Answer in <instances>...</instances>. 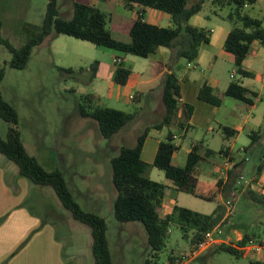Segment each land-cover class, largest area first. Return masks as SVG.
Wrapping results in <instances>:
<instances>
[{
    "label": "rangeland",
    "instance_id": "374dc122",
    "mask_svg": "<svg viewBox=\"0 0 264 264\" xmlns=\"http://www.w3.org/2000/svg\"><path fill=\"white\" fill-rule=\"evenodd\" d=\"M48 1L0 0L1 37L16 48L22 46L38 33ZM73 1L93 3L97 6L100 3V0ZM115 2L117 7L124 1L115 0ZM57 4L60 16L70 18L72 0H57ZM114 6L115 3L110 6L100 4V11L107 18L106 27L108 29L111 24L117 25L121 18L117 11L113 12ZM213 10L215 8L210 1H207L201 13L213 15ZM228 11L227 7L220 14L225 17ZM245 11L250 17L260 19L255 5L249 6ZM112 34L116 39L117 34L115 32ZM10 57L9 52L0 45V67H5V75L0 83V97L17 112V129L26 151L34 156L44 169L62 172L74 201L82 210L91 209L92 213L97 214L98 209L102 207L101 217L107 225L106 237L113 264H167L170 256L181 257L192 251L194 247L190 241L184 238L177 225L172 224L165 247L154 255L147 244L146 232L142 225L138 223L142 231L136 228L131 230L125 227L127 226L125 223L116 221L112 214V205H109L107 198L99 199V193L96 190L98 178L99 182L104 187L106 186L108 174L111 171L110 159L117 154L120 146H133L136 136L147 125V120L145 121L142 114L143 110L137 103L127 100L128 95L132 93L128 87L113 83L112 74L118 66L114 63V59H121V65L131 71L133 78L135 75L147 76L151 70V61L66 35L46 37L40 45L32 49L29 61L23 69L8 68L7 62ZM94 62H98V67L94 79L90 82L89 73L65 79L64 74L59 70V68L88 70ZM213 63L215 65L210 70L212 74L205 68H198V71L209 79L219 80L221 84L231 82L230 74L237 68L223 58H218ZM239 79L237 75L235 80ZM255 84L259 88V81L255 80ZM154 94L157 96L158 92ZM86 95L94 97L93 105L99 103L104 107L136 115L134 128L131 129V124H129L124 129L125 131L115 136L113 140L101 139L98 136L96 123L91 119L82 118L76 110L77 103L84 101ZM8 127L9 124L0 118L2 139L6 138ZM213 137L220 145L219 134L214 133ZM190 142L191 137L188 135L181 140V145L183 148H188ZM239 145L237 144L238 147ZM2 162L16 167L12 161L0 155V164ZM257 163L258 159L253 158L246 163L247 168L243 172L244 181L250 179L253 170L249 169ZM146 175L156 182L164 178L163 172L156 168L149 169ZM79 176L87 178L79 179ZM208 182L214 184L216 177L209 176ZM112 188L115 190L113 186ZM40 190L50 191L56 201L61 204L51 187H43ZM40 190L30 195L31 200L35 197L44 202L38 205L36 212L44 218H53L52 215L46 213V208H51L52 199L40 197L42 193H45ZM218 192L219 190L214 188L207 198H203L199 195L178 191L175 194L176 204L178 207L203 215H211L218 206H221L222 222L218 225L225 231V234L231 237L233 244L237 241L232 240L235 235L231 229L232 223L239 221L236 214L245 215L249 225L243 231L253 235L256 240H264V203H257L253 207L245 206L247 202L241 198L236 201L237 197L232 194L233 191L226 196L222 192L221 197ZM242 196L248 197V193L245 192ZM226 200H232L233 206L230 213H227L223 206ZM87 203L92 208L87 207ZM29 205L33 207L31 202ZM62 212L63 216L73 224L69 227L67 223L57 229L58 236L63 243L65 263L94 264L90 228L70 219L71 215L68 210L63 208ZM64 229L70 230L69 236L64 237ZM130 231H135V234ZM188 237H191V232L188 233ZM216 249L217 246L212 247L210 251L204 252L206 253L204 257L200 259L198 256L189 264H254V260L248 255L242 257Z\"/></svg>",
    "mask_w": 264,
    "mask_h": 264
},
{
    "label": "trees",
    "instance_id": "16d2710c",
    "mask_svg": "<svg viewBox=\"0 0 264 264\" xmlns=\"http://www.w3.org/2000/svg\"><path fill=\"white\" fill-rule=\"evenodd\" d=\"M125 4H138L170 16L171 27L159 28L142 21L138 15L136 20L128 22L124 31L129 35L130 43H123L111 36L110 29L106 27V16L99 8L88 3H79L72 0V14L70 18H62L59 13L57 0H49L46 12L38 33L29 38L22 46L16 48L1 37L2 23L0 20V45L10 54L7 67L10 69H23L26 67L32 53V49L40 45L48 36L66 35L75 39L90 42L96 46L106 47L141 58H147L158 48H166L169 51L167 73L164 75L161 86L160 102L163 107L161 120L153 125L144 126L136 136L135 144L131 147L122 145L117 154L110 159L111 182L116 190L112 202V214L116 221L121 223H140L146 232L148 246L157 255L165 247L169 237L170 226L177 225L186 240L194 247L206 232L212 230L222 219V208L218 206L211 215H203L185 208L175 206L172 213L164 217L160 216L165 186L153 181L146 176L150 168H156L163 172L164 177L174 185L177 191H184L191 195H199L207 198L214 188L222 187L221 178L218 179L212 189L198 188L195 176L196 168L202 161L197 154V148L188 154L184 167H176L171 163V157L177 146L173 142L172 133L169 132L165 140L157 147L154 160L151 164L142 161L140 155L144 141L149 132L169 127L175 120L178 111L179 84L176 75L180 60L186 63L194 62L199 55L202 45L209 43L207 31L189 25V19L198 14L207 1L215 8L214 14L229 8L224 17L231 29L225 39L223 49L234 57V66L239 75H244L242 62L247 57L253 42L258 41L264 47V27L261 19L250 17L245 9L254 5L257 0H197L189 3V0H123ZM98 62L90 65L89 69L59 68L65 79L77 77L79 74L89 73V82L94 79ZM129 70L121 64L117 66L113 74V82L117 85H125ZM5 75V67H0V83ZM226 96L238 99L250 104L249 92L237 83H230L225 93ZM198 97L213 105H218L219 100L212 94L208 86L203 85ZM94 103L92 95H86L84 101L77 103V112L84 119H91L96 123L98 136L101 139L113 140L115 136L124 132L125 128L137 120L134 114L111 109ZM190 108L183 112L187 118ZM0 118L9 124L6 138L0 136V155L12 161L18 174L30 183L51 187L61 202L68 210L74 221L88 226L92 237V256L94 264H113L106 237L107 225L103 217L92 212L82 210L74 201L68 189L66 180L59 170L48 171L44 169L34 156L26 151L17 129L18 115L15 109L0 97ZM222 132H229L228 128H221ZM258 137L251 138L258 141ZM227 154L225 150L220 152ZM255 159V157H252ZM254 168V180L264 170V157L259 156ZM233 163V160L231 159ZM231 163V164H232ZM241 165L232 164L228 180L222 187L226 196L232 191L237 177L240 175ZM251 195V194H250ZM264 199V197H262ZM253 199L257 200L255 197ZM262 199V201H263ZM259 200V203L262 201ZM191 232V237L188 233ZM255 239L253 235L244 234L236 243L244 245L248 240ZM217 251L244 256L230 245L217 246ZM174 257L170 256L168 262ZM254 264H262L254 261Z\"/></svg>",
    "mask_w": 264,
    "mask_h": 264
},
{
    "label": "crops",
    "instance_id": "0c3cea01",
    "mask_svg": "<svg viewBox=\"0 0 264 264\" xmlns=\"http://www.w3.org/2000/svg\"><path fill=\"white\" fill-rule=\"evenodd\" d=\"M195 1L197 0H189V3ZM112 3H115L113 12L117 11L121 16L117 25L111 24L110 26L111 36L115 39L112 34V32H115L117 34L115 40L117 41L130 43L131 39L124 29L126 24L136 20L138 15L142 17L143 22L159 28L172 26L168 14L138 4H125L123 2L116 7L115 0H100L99 6L93 3L89 4L100 9V4L110 6ZM254 5L259 11L264 27V0H257ZM201 11L192 16L188 23L192 27L207 31L209 43L200 47L198 58L194 62L186 63L184 60H180L176 71L179 84L176 118L169 127H163L160 130L152 129L149 132L144 141L140 157L145 163L151 164L159 143L165 140L167 134L171 132L173 142L177 146L171 157L172 165L180 168L184 167L188 154L196 147L197 154L202 158L195 171L197 186L198 188L212 189L220 178L219 167L222 162L220 152L222 150H225L234 164L241 165L240 175L246 171V163L250 162L252 157H255L256 160L259 156L264 157V47L258 41L252 43L247 57L242 62L244 75H239L236 70H233L230 74L232 81L225 84H221L216 79H209L207 76L202 75L198 68H205L210 71L215 65L213 62H216L218 58H223L234 65V57L223 49L231 25L220 14L222 11L218 12L219 15L214 14V10L212 11L213 15L202 14ZM147 59L152 64L149 74L145 77L135 75L133 78L131 71L124 67L130 73L125 85L120 86L128 87V90L132 93L128 95L127 100L137 103L139 108L143 110L142 114L145 121L147 120L146 124L153 125L158 123L163 116L160 94L163 77L168 71L166 66L169 60V51L160 47L153 54H150ZM210 73L212 74V71ZM237 75L240 79L236 81ZM255 80L259 81V88L256 87ZM232 82L239 84L249 92L250 104L224 94ZM203 85L211 89L212 94L219 100L218 105L199 99L198 93ZM154 92H158V95L155 96ZM189 108L190 113L185 118L183 112L188 111ZM223 127L228 128L230 131L222 132L221 128ZM214 133L219 134L220 145L213 137ZM188 135L191 137L190 146L183 148L181 140ZM257 137L258 141L251 140V138L256 139ZM237 144H240L239 147ZM254 168L253 165L252 169H249L253 170L250 179L254 178ZM108 176L105 187L99 182L100 179H97L96 190L99 193L98 198H107L111 206L116 190L112 188L111 171ZM209 176L216 177L214 184L208 182ZM80 178L86 179L87 177L79 176ZM235 180L232 194L237 197L236 201L238 198L244 199L247 202L245 206L250 205L252 207L259 203V200L262 201L263 198L259 193L258 186L244 184L240 182L238 177ZM256 182L259 185L264 184V170ZM158 183L165 186L160 213V216L164 217L171 214L174 207L177 206L175 194L178 191L165 177ZM224 185L222 183V187ZM38 187L21 177L18 174L17 167L4 162L0 164V264H66L63 243L58 236L59 231L57 229L67 223H69V227L73 224L63 216L62 209L64 207L56 201L53 194L50 191L40 190L43 189L42 186ZM222 187L219 188L218 192L220 197L222 196ZM38 189L45 192L40 197L52 199L51 208H46V213L52 215L53 218H44L36 212L38 205H42L44 202L37 200L35 197L31 200L30 195ZM245 192L248 193V197L242 196ZM30 202L33 207H30ZM262 203H264V199ZM87 205V207L92 208L88 203ZM87 211L93 212L91 209H87ZM98 211L97 214L101 216L102 207ZM236 216L239 221L232 223L233 227H231L234 231L233 234H235L233 241H239L246 234L243 230L249 225V222H246L245 215L236 214ZM70 219H72L71 216ZM220 222H222V219ZM125 224L127 225L125 227L131 230L136 228L138 231H142L138 223ZM63 231L64 237L70 235L69 229ZM130 232L135 234V231ZM225 236L230 237L227 234ZM205 255L206 253H203L199 258L201 259Z\"/></svg>",
    "mask_w": 264,
    "mask_h": 264
},
{
    "label": "built area",
    "instance_id": "2783aa9c",
    "mask_svg": "<svg viewBox=\"0 0 264 264\" xmlns=\"http://www.w3.org/2000/svg\"><path fill=\"white\" fill-rule=\"evenodd\" d=\"M114 63L119 65L121 64V60L119 58H115ZM221 160L222 162L219 167V175L221 180L223 181V184H225L228 180L231 166L234 163L231 162V158L230 156H228V154H221ZM238 179L249 186H258L260 195L264 197V184H257L254 178L250 179L249 181H244L243 174L239 175ZM223 206L226 212L230 213L233 206L232 200H226L225 203H223ZM220 245H230L241 254L250 256L256 262H264V240L250 239L244 245L237 246L236 244H233L231 242L230 237L225 236L224 231L219 228V225H217L212 230L204 234L202 241L195 245L192 251L181 257L175 256L173 261L168 262L167 264H189L205 251L211 249L214 246Z\"/></svg>",
    "mask_w": 264,
    "mask_h": 264
}]
</instances>
